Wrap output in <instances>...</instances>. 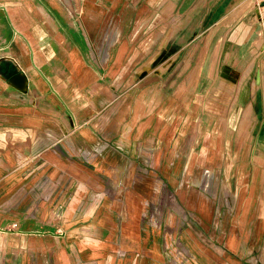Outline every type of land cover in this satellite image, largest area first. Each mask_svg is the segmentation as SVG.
<instances>
[{
  "label": "crops",
  "instance_id": "1",
  "mask_svg": "<svg viewBox=\"0 0 264 264\" xmlns=\"http://www.w3.org/2000/svg\"><path fill=\"white\" fill-rule=\"evenodd\" d=\"M96 1L0 0V264H264L251 0H145L148 43ZM194 98L224 122H191Z\"/></svg>",
  "mask_w": 264,
  "mask_h": 264
},
{
  "label": "rangeland",
  "instance_id": "2",
  "mask_svg": "<svg viewBox=\"0 0 264 264\" xmlns=\"http://www.w3.org/2000/svg\"><path fill=\"white\" fill-rule=\"evenodd\" d=\"M86 3V1H84L82 3V6L80 9H82L83 5ZM95 4L103 6L104 11L108 12V14H110V24H109V28L113 25H121L125 28V31H130V29L134 26L140 27L143 26L145 31H148V33H144V34H138L137 36L138 38V42L142 43H148L152 37V32H153V27H161L163 28L165 25V20L164 19H160L161 21H159L160 16L158 15L159 13L157 12L158 9H161L160 3L158 2H146L145 0H97L95 2ZM94 4V5H95ZM169 4H171V1L167 0V3L165 4V6H169ZM191 3H187V1H180L177 3L178 5V10H181L185 7H188ZM164 5H163V9H164ZM157 12V13H156ZM140 13V14H139ZM199 13V12H198ZM197 13V14H198ZM155 14V15H154ZM157 14V15H156ZM83 22V25L85 23V20L80 19ZM167 20V19H166ZM180 21H185L184 18L179 19ZM199 20L198 17L196 18H188L187 22L185 23L186 26H191V25H195V22ZM104 21V18H100L98 20V24L97 26L99 27V25ZM82 26V25H81ZM86 27V25H84ZM204 26V25H203ZM199 29L201 28V26L198 27ZM105 29V28H104ZM142 32V31H141ZM262 36V35H261ZM97 40H100V37H97ZM263 41V40H262ZM245 53V52H244ZM260 55H264V51L263 54ZM260 55L258 57H260ZM180 58V56L178 57V59ZM146 59V58H145ZM144 59V60H145ZM243 61V59H242ZM241 61V62H242ZM158 66L156 65L152 70L156 69ZM145 68H148L145 67ZM254 68V67H253ZM168 68L163 71V68L160 69L158 71V73H165L167 72ZM163 71V72H162ZM194 72H196V69L194 70ZM177 73L178 75L180 74V67L177 68ZM240 78V77H239ZM239 81V79H238ZM181 81H178L177 85H176V93L177 96L179 95V93L185 88L186 89V85L185 87L182 85ZM226 85L228 83H225ZM222 83L220 85H218L217 82L215 83H211L208 87H206V84H200L198 83L195 90L196 91H201L204 90V94L211 89H219V90H224L225 88L221 86ZM217 87V88H216ZM215 91V90H213ZM203 92V91H202ZM227 97L228 100L230 101V94L228 92H224L222 91ZM210 95H212V93H210ZM205 96V95H203ZM206 98H194V105H197V111H196V107L195 112L193 113V115H189L188 119H191V122L195 121V118H201L202 122H224V118L222 115H220V110L217 109V105L213 104L214 101L212 102V100H205ZM193 106V105H192ZM201 106H203L204 110L208 111L210 114L209 118H206V115H202L201 113ZM191 109V106H190ZM196 112H198L196 114ZM220 116L223 118H220ZM204 117V118H203ZM181 118L183 119V113L181 114L180 118H179V122L181 120ZM239 132V131H237ZM236 132V133H237ZM217 131H214V137L216 136ZM196 137V135H195ZM258 161H257V165L261 168L263 167V162L261 161V157H257ZM258 185H260V182L258 183Z\"/></svg>",
  "mask_w": 264,
  "mask_h": 264
},
{
  "label": "built area",
  "instance_id": "3",
  "mask_svg": "<svg viewBox=\"0 0 264 264\" xmlns=\"http://www.w3.org/2000/svg\"><path fill=\"white\" fill-rule=\"evenodd\" d=\"M251 4L254 7L257 16V21L261 27L263 47H264V0H251Z\"/></svg>",
  "mask_w": 264,
  "mask_h": 264
},
{
  "label": "bare ground",
  "instance_id": "4",
  "mask_svg": "<svg viewBox=\"0 0 264 264\" xmlns=\"http://www.w3.org/2000/svg\"><path fill=\"white\" fill-rule=\"evenodd\" d=\"M93 6H94V5H93ZM92 9H93L92 12L95 11L96 13H99V12L102 10L100 7H97V5H96V7L94 6ZM92 12H91V14H92ZM98 17H99V15H98ZM87 19H88V18H87ZM92 19H93V17H92ZM88 20H89V19H88ZM80 22H81V25H82L83 29L86 31V30H87L86 28H88V27L85 28L84 25H86V24L84 23V25H83L82 20H80ZM96 22H97V21H96ZM92 24H93V22H92ZM95 24H96V23H95ZM95 24H93V25L95 26ZM94 26H93V27H94ZM88 42H89V38H88ZM257 45H258V44H257Z\"/></svg>",
  "mask_w": 264,
  "mask_h": 264
}]
</instances>
